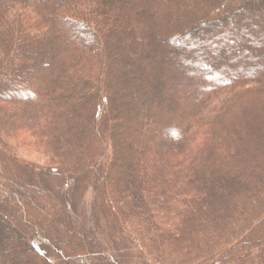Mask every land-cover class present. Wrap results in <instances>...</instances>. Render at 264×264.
<instances>
[{
	"label": "trees",
	"instance_id": "1",
	"mask_svg": "<svg viewBox=\"0 0 264 264\" xmlns=\"http://www.w3.org/2000/svg\"><path fill=\"white\" fill-rule=\"evenodd\" d=\"M75 205L95 264H264V3L0 0V264Z\"/></svg>",
	"mask_w": 264,
	"mask_h": 264
},
{
	"label": "rangeland",
	"instance_id": "2",
	"mask_svg": "<svg viewBox=\"0 0 264 264\" xmlns=\"http://www.w3.org/2000/svg\"><path fill=\"white\" fill-rule=\"evenodd\" d=\"M248 2H250V5L251 4L262 5L264 3V0H248ZM241 8L243 10H246V9H248V6H246L244 4L241 6ZM109 23L113 24V22H109ZM193 91H194V89H192V90L190 89L187 92L190 95L193 93ZM215 96H217V97L212 99V100H214V103H211L212 105H217V104H220L221 102H223V95H221L220 93H217V94H215ZM252 152H254V151H252ZM252 152H251V155H249L247 159H249L250 156H252V154H253ZM259 161H262V159ZM252 164H253L252 160L250 159V161H249V163H247V165L251 166ZM16 171H17V169H15V171H14V169L12 168L13 173H16ZM241 182H243L244 186L246 185L244 180L238 182L237 185L239 186L241 184ZM36 184H39V182H36ZM69 186H70V183L66 182L65 186L62 187L61 191L64 190L65 188L69 189ZM18 188L24 192V195L26 197L31 198L33 203H37L38 201H41L44 199L45 200L49 199L51 201L48 192H46L45 191L46 189H44V186H38L40 192L37 194H34L33 190H31L30 188L28 189V187L25 185V183H23V184L18 183ZM61 191H60V195H61ZM256 193H257V191H255V189H253V188L249 189V191L246 192V194H248L249 197H251V198ZM88 197H89V195L87 194V198ZM4 198L7 201V198L5 196H4ZM254 199H255V197H254ZM57 203L58 202H56V204ZM82 203L83 202H80V205H82ZM23 205L26 206L25 203H23ZM74 210L78 214V217L75 218L76 219L75 220L76 225H71V224L68 225V220L64 216H62V214L59 215V221L58 222H54V220H50V218H44L41 221L49 227L46 229L45 232H40V236L37 237V239L35 238V241L37 242L38 245H40V247H44L45 243H43L40 239H45L47 237H50L51 245L55 244L56 248L60 247V248L67 249L68 246L72 247L74 249V251L73 252L67 251L66 253H70V255L74 256L78 260L79 264H95V263H93L92 259L90 261V259L87 257L86 253L84 252V249H85L84 244H82L80 246H78V245L73 246V244L70 242L71 235L75 231V229H77V231L80 232L79 234H82V235L84 234L86 237L90 236V234L88 233V231L85 227L86 226L85 225L86 219L82 217V213L80 210L77 209L76 205L74 207ZM88 220L91 221V225H92V222H93L92 217L89 218ZM38 221L39 220H37L36 222L38 223ZM82 224H83V229L85 232L82 231V228L80 227V226H82ZM35 229H36V226H35ZM46 243L48 244L49 242L46 241ZM257 244H259V243H257ZM78 249L79 250L81 249L82 251L80 252ZM42 250H44V249L41 248V251ZM75 250L78 252L75 253ZM47 252L50 254V256H52V257L55 256L54 258L57 259L58 262H54L53 264H61V262H59V260H58V257L56 256V255L59 256V254H61L60 252H57L55 249L54 250L49 249ZM247 264H254V263L249 262Z\"/></svg>",
	"mask_w": 264,
	"mask_h": 264
}]
</instances>
